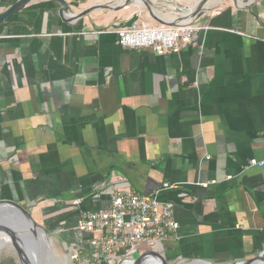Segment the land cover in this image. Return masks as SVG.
Returning <instances> with one entry per match:
<instances>
[{
	"label": "crops",
	"instance_id": "1",
	"mask_svg": "<svg viewBox=\"0 0 264 264\" xmlns=\"http://www.w3.org/2000/svg\"><path fill=\"white\" fill-rule=\"evenodd\" d=\"M64 1L63 17L56 0H29L0 21V201L83 248L80 211L106 208L114 188L159 191L178 228L156 251L260 252L264 164L250 162L264 161V0H211L194 17L197 0ZM145 4L202 27L198 39L158 55L122 47L118 29L161 25Z\"/></svg>",
	"mask_w": 264,
	"mask_h": 264
},
{
	"label": "built area",
	"instance_id": "2",
	"mask_svg": "<svg viewBox=\"0 0 264 264\" xmlns=\"http://www.w3.org/2000/svg\"><path fill=\"white\" fill-rule=\"evenodd\" d=\"M201 29L184 21L173 26L133 22L116 31L117 43L127 48H147L157 55L178 52L195 42ZM250 163L262 166L264 161ZM174 186L165 184L163 189ZM157 192L149 196L114 188L106 208L80 211L75 227L86 236L87 246H69L67 263L118 264L132 259L134 253L176 239L178 223L173 216L174 203L159 199ZM79 201L72 203L77 205Z\"/></svg>",
	"mask_w": 264,
	"mask_h": 264
},
{
	"label": "water",
	"instance_id": "3",
	"mask_svg": "<svg viewBox=\"0 0 264 264\" xmlns=\"http://www.w3.org/2000/svg\"><path fill=\"white\" fill-rule=\"evenodd\" d=\"M27 1L29 0H19L14 3L9 9L0 14V21L5 19L9 14L14 12L21 4ZM56 1L60 3L59 13L63 17L64 12L68 10V5L64 0ZM210 1L211 0H197L195 5L189 11L188 17H194L202 13L205 10L206 5ZM238 1L247 2L248 0H234V2ZM140 2L141 0H121L117 4H106L103 7L107 9H120L129 4H138ZM95 7L96 6H92L87 10L81 11L80 13L74 15L73 18L83 16ZM146 8L150 16L161 25L173 26L185 17L182 15L177 17L176 19H173L172 21H164L155 13H152L149 6L146 5ZM155 195L156 194L152 196ZM46 233L47 230L32 218L31 214L27 209L12 201H0V248L5 245H8L10 249L15 251L20 264H45L42 263V261L40 260L39 252L42 247L49 248V246L46 244ZM52 249H50V255L46 257L44 256V259L47 261V264H59L60 260H57L56 262L53 259ZM149 259H155L158 264H264V247L260 252L256 253L252 257L238 259L225 263L214 262L203 258H169L164 253H161L154 249H147L139 253L137 257H133L132 259L127 260L126 262H119L118 264H146V261ZM61 261L63 262V260Z\"/></svg>",
	"mask_w": 264,
	"mask_h": 264
},
{
	"label": "rangeland",
	"instance_id": "4",
	"mask_svg": "<svg viewBox=\"0 0 264 264\" xmlns=\"http://www.w3.org/2000/svg\"><path fill=\"white\" fill-rule=\"evenodd\" d=\"M153 20V19H152ZM154 23H157L155 20H153ZM37 222V221H36ZM40 225H42L46 230V237L49 242L52 243L53 246V259L57 262V260H66L67 263V255L68 254V247L66 246L65 240L63 235H59V231L57 229H53V227H50L52 223H47V221H44L43 223L41 221H38ZM77 233V232H75ZM154 250H159L160 245H156L153 247ZM40 260L42 263L47 264V261L44 259V256H49L50 255V249L47 247H42L39 252ZM58 254V255H56ZM134 257L138 256V253L133 254ZM0 264H20L16 253L12 252L9 248L8 245L3 246L0 248Z\"/></svg>",
	"mask_w": 264,
	"mask_h": 264
},
{
	"label": "bare ground",
	"instance_id": "5",
	"mask_svg": "<svg viewBox=\"0 0 264 264\" xmlns=\"http://www.w3.org/2000/svg\"><path fill=\"white\" fill-rule=\"evenodd\" d=\"M163 15V14H162ZM167 18V17H166ZM186 19V18H185ZM46 236V235H45ZM47 238V237H46ZM46 240V239H45ZM46 244L49 246V249H52V243L51 242H49L48 240H46ZM48 248V247H47ZM53 250V249H52ZM56 255H58V254H56ZM59 262V261H58ZM65 262H66V260H65ZM64 261L62 262V261H60L59 262V264H66ZM124 264V263H123ZM146 264H158V263H156V262H154L152 259H149V260H147L146 261Z\"/></svg>",
	"mask_w": 264,
	"mask_h": 264
},
{
	"label": "flooded vegetation",
	"instance_id": "6",
	"mask_svg": "<svg viewBox=\"0 0 264 264\" xmlns=\"http://www.w3.org/2000/svg\"><path fill=\"white\" fill-rule=\"evenodd\" d=\"M12 252H15L14 250L10 249Z\"/></svg>",
	"mask_w": 264,
	"mask_h": 264
}]
</instances>
